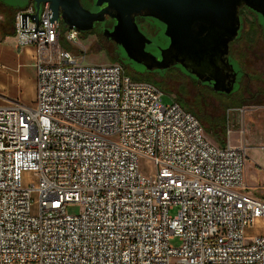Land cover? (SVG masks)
<instances>
[{"label":"built area","instance_id":"2783aa9c","mask_svg":"<svg viewBox=\"0 0 264 264\" xmlns=\"http://www.w3.org/2000/svg\"><path fill=\"white\" fill-rule=\"evenodd\" d=\"M34 11L15 13L10 37L34 49V106L0 105V264H264V179L245 181L247 107L226 110L225 144L213 143L156 84L72 53L80 32L60 21L56 31L49 2L45 33L22 34L36 27L27 16L21 28V14ZM255 223L263 230L249 236Z\"/></svg>","mask_w":264,"mask_h":264},{"label":"water","instance_id":"95a60500","mask_svg":"<svg viewBox=\"0 0 264 264\" xmlns=\"http://www.w3.org/2000/svg\"><path fill=\"white\" fill-rule=\"evenodd\" d=\"M4 1L17 6L28 4V0ZM32 1L35 11L21 14V28L26 27L29 16L36 29L22 34L45 33V30H37L44 2L50 3L51 26L56 27V31L58 21L68 29L88 31L94 22L103 21L107 15L116 23L113 30H105V34L123 47L139 70L157 69L162 74L163 69L180 64L197 76L199 72L213 73L214 77L222 74L224 86L216 87L214 78V88L226 93L234 87L239 66L233 59V65L228 61L229 45L241 28L239 9L249 7L261 14L264 22V0H95V5L100 7L97 11L86 9L80 0ZM136 15L154 17L165 25L164 34L169 43L164 48L158 47L160 57L145 49L147 38L138 29Z\"/></svg>","mask_w":264,"mask_h":264},{"label":"rangeland","instance_id":"374dc122","mask_svg":"<svg viewBox=\"0 0 264 264\" xmlns=\"http://www.w3.org/2000/svg\"><path fill=\"white\" fill-rule=\"evenodd\" d=\"M4 3L5 7L0 6V14H3L7 21H11L17 11L28 9L31 5H34L32 0H28V4L23 6L13 5L6 1ZM252 24L255 25V31L251 28ZM61 26L63 31L69 30L62 22ZM263 33L264 22L262 21L261 14L252 12L242 13L241 31L231 46L232 52L239 58V62L233 59L239 65L237 69L238 74H241L242 66L246 71L242 83L246 85L247 91L243 94V99L240 103L231 102V96H223L199 86L195 78L188 75L185 70L179 68L163 69L162 74L156 75L159 80L158 82L153 77H146L145 79H152L158 83L157 86L163 92L162 102L164 104L171 103L174 100L180 102L186 109L192 111L199 118L211 142L224 145L226 110L229 107L264 104ZM93 41V36H86L80 33L77 39V42H80V44H72L68 46V49L74 54L84 55L83 60L86 63H115L110 55L106 54V51ZM12 42V38L1 40L0 37V62L4 65V68L0 69V104L12 101L2 97L6 96L15 100L19 99L27 105L34 106L36 76L33 63L27 58L25 53L18 55V49ZM7 73L20 76H15L13 81L9 83L3 80ZM129 75L132 76L131 74ZM15 83L16 88L12 87V96H8L6 94L7 86L14 85ZM236 88L237 85L235 84L233 89ZM236 138L237 134L233 132L231 134L233 143L236 142ZM249 152L251 155H249L247 162L248 164H252L254 153L251 150ZM145 167L150 169L144 161H141V170L143 171ZM29 179H34V177L25 176L24 183ZM254 193L257 194V190H254ZM31 198L33 201L31 212L36 213L38 210L37 203L35 202L37 195L32 193ZM73 209L76 211V207H73ZM261 230L263 228L258 223H255L253 227L247 230V233L249 236H252ZM171 244L178 245V240L173 239Z\"/></svg>","mask_w":264,"mask_h":264},{"label":"flooded vegetation","instance_id":"af4514ba","mask_svg":"<svg viewBox=\"0 0 264 264\" xmlns=\"http://www.w3.org/2000/svg\"><path fill=\"white\" fill-rule=\"evenodd\" d=\"M80 1H81L82 6L85 7L86 9H89L90 11H97L98 9H100V7H97L95 5V0H80ZM0 6L5 7L4 0H0ZM42 7H43V3L41 4V8ZM240 9L242 10L241 12H239V16L241 19V27H242V13L252 12V13L258 14L257 12H255L254 10L250 9L247 6H243ZM135 21H136V24L140 32L150 41V42H147L148 41L147 39L144 40L145 49L155 54L157 57H160L158 47L164 48L169 43L168 38L164 34L165 28H166L165 25L158 19L151 17V16L136 15ZM115 23L116 21L113 18L106 15L103 21L94 22L92 29L88 31H84L83 33L86 36H89V35L93 36V39H94L93 42L96 43L101 49L105 50L106 54L110 55V57L114 59V61H116L117 63H120L127 73L133 76H136V77H145V78L153 77L155 81L158 82L159 80L157 79L156 75H159L158 73L159 70L155 69V70L150 71V70H146L145 68L143 70H139V68L135 65L136 62L127 56L123 47L119 43H117L114 39L107 37V35L105 34V30L112 31ZM240 31H241V28L239 30V34H240ZM234 41L235 39L229 45L228 61L231 64H232L231 59L237 60L239 62V58L232 52V49H231V46ZM171 68H179V69L185 70V72L188 75L195 78L197 84L201 87L207 88L211 90L212 92L223 95V96H231L232 97L231 102L240 103L243 99V94L245 93V91H247L246 85L242 83V80L246 73L243 66L241 67L240 75L238 74V71L236 70L237 77H236V81L234 85L236 84L237 88L232 89L230 93H226L222 90L214 88V78L217 79L216 87L221 88L224 86L223 84L224 77L222 74H215L216 76L214 77L213 73L210 74V73H205V72H199L198 73L199 76H197L196 74L191 72L190 68H185L181 66L180 64L173 65L172 67L168 69H171Z\"/></svg>","mask_w":264,"mask_h":264},{"label":"crops","instance_id":"0c3cea01","mask_svg":"<svg viewBox=\"0 0 264 264\" xmlns=\"http://www.w3.org/2000/svg\"><path fill=\"white\" fill-rule=\"evenodd\" d=\"M13 31H14V20L12 19L11 21H7L6 17H4L3 14H0L1 40H6V38L9 39L12 36ZM12 43L18 49V53H19L18 55H20V53H25L27 58L30 59L33 63L34 49L32 47H18L14 42ZM15 76H20V75L7 73L4 77L5 79L3 80L4 81L6 80L9 83H11L15 78ZM132 77L134 78L135 76L132 75ZM14 85L7 86L6 94L8 96H12V87L16 88V83ZM35 87H36V81H35ZM2 97L6 99L9 98L6 96H2ZM16 100L23 102L19 99ZM16 100L12 99V101H6L5 103H1L0 105L8 104ZM245 106L247 107V111L245 113V125L247 129L245 130L244 135L246 139L251 143V146L248 148V153H249L248 158L249 155H251L249 152L250 150L254 153V157L252 158V162H251L252 164H248V162H246L245 181L252 188H255L258 184L262 183L264 179V150L260 147V144H264V104L259 103V104L245 105ZM234 133L237 134V138H236V142L233 144L239 146L240 145L239 139L241 136L238 132H234ZM249 166H252L253 169L252 167Z\"/></svg>","mask_w":264,"mask_h":264},{"label":"trees","instance_id":"16d2710c","mask_svg":"<svg viewBox=\"0 0 264 264\" xmlns=\"http://www.w3.org/2000/svg\"><path fill=\"white\" fill-rule=\"evenodd\" d=\"M242 10L241 9H239V12H241ZM13 20H14V17H13ZM251 28H252V30L253 31H255V25L254 24H252L251 25ZM80 33H82V34H84L83 32H80ZM84 36V35H83ZM66 47H68V46H66ZM112 60H114V59H112ZM116 62V61H115ZM127 73V72H126ZM135 79H137V80H146V81H149V82H152V83H154V84H158L157 82H155V81H153L152 79H145V77H134Z\"/></svg>","mask_w":264,"mask_h":264}]
</instances>
